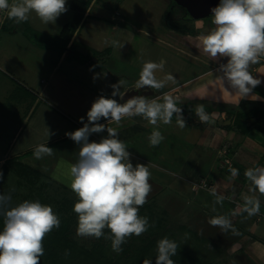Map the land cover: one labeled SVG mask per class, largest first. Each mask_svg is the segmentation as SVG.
<instances>
[{"label": "rangeland", "instance_id": "374dc122", "mask_svg": "<svg viewBox=\"0 0 264 264\" xmlns=\"http://www.w3.org/2000/svg\"><path fill=\"white\" fill-rule=\"evenodd\" d=\"M71 1L66 0L68 10L62 13L55 23L45 24L36 17L35 13H31L29 15L31 17L30 26L35 32L32 36L25 34L21 25L17 31H13L16 28L12 31L0 30L2 60V63L0 61V84L5 83L4 91H2L4 94L0 95V101L11 102L9 107L3 106L4 103L0 106V134L4 133L6 124L12 122L17 113L22 122H26L28 118H24L26 111L29 112L31 108L32 114L35 109L31 122L19 140H13L18 127L15 123V128H9L7 135L0 138V157L4 156L5 150L13 142H16V146L9 151L11 157L14 156V158H17L15 150L20 148L28 150L34 146L48 145L54 149L51 156L45 155L41 159H37L34 153L22 155L23 166L39 171L40 176H35L33 179L30 175L29 179L26 177L22 180L18 178L15 171H12L13 173H9L10 175H7L0 183V193L11 192L12 202L15 205L24 201L25 198L31 199L34 188L36 191L40 190L41 197L46 202L49 201L45 204L52 206L61 221L60 227L54 228L48 234L58 233L63 227L70 236L81 241L80 243H85L84 246L88 249L65 257L64 253L68 252V249L63 251L64 253L61 249L68 248L67 242L61 239L51 240V243L47 242L51 247V252L59 253L58 255H62V258L47 259L44 258V254L41 257V264H62L63 260L66 264H102V262L104 264H128L129 262L142 264L144 259H153V264H155L157 242L166 237L162 236V232L165 231L163 226L168 227L169 232L175 231L176 235L171 239L176 238L181 241L179 242L182 245L181 257L175 255L173 259L176 264H181V260L186 264H206L210 257L214 264H240L235 257H232L231 252L234 249L230 248L231 242L237 235L222 231L220 227L210 226L205 221H203L204 225L208 224L206 228L202 227L197 230L198 226L195 224H189V228H183L181 227L183 224L178 219L180 214L178 210L177 216L176 212H171V216H176V219L174 217H168L167 220L164 218L162 227L159 221L161 217L158 215L153 216L147 212L139 213L142 217H148L151 226L143 235L139 237L133 235L128 238L122 245L123 251L120 253L112 250L109 239L103 237L100 239L85 238L76 234L78 219L76 213L64 206L61 201L66 200V195L76 197L68 186V174L70 166L77 162L79 145L67 136L65 139L61 138L63 140L58 138L57 140L60 141H57L55 137L58 136L60 128L63 125L71 126L73 129L82 127L81 117H84V122L87 123V112L100 95L117 99L118 102L122 100L124 103L126 101L124 97L123 99L111 97L113 91L111 85L116 84L119 79L126 80L127 83L121 87L122 95L126 91L137 88L136 83L145 61L157 63L161 60L165 61L163 71L155 73L157 79H163L169 73L175 77V82L168 81L159 90L143 88L145 91H152L145 95L149 99H155L165 90L180 85L203 70L227 61L226 58L219 61L213 60L204 54L202 46H199L198 36L206 34L213 27L211 15L203 19H192L180 8L172 7L173 3L170 0H88L89 8L86 12L89 11L91 14L87 15L85 12L84 17L80 19L67 46L66 53H70V55H67V58L58 64L61 54L56 44L58 39L55 37H59L60 31L66 23H75L76 11L71 7ZM112 41H119L123 47L114 46ZM3 65H7V67L5 68ZM98 74L99 76H97ZM94 76L97 78L94 79ZM166 93L167 91H165ZM14 94L17 98L14 97ZM172 94L177 97L174 93ZM18 96L22 98V101L18 100ZM248 101L249 103L244 102V104L263 105L260 106L263 108H258L260 111L258 109L256 111L264 114L262 98L254 97ZM159 102H163V99L161 98ZM198 104L201 103L177 100V106L182 108V112L183 108L188 110L183 114L188 128L197 126L194 120L196 117L195 108ZM221 108L225 109L223 106H217L213 110L220 113ZM205 109L209 108L205 105ZM220 117L222 114L213 116V120L211 119L212 126L209 130L212 134L219 130L222 135L224 130L221 129H225L221 125L218 126L217 121ZM223 117H226V114ZM172 119L176 120L177 118L173 115ZM261 122L253 123L264 134V126ZM121 125L116 127L122 132L119 134V139L124 141L127 147L130 146L132 150H135L138 157L139 153L143 155L142 159L132 156L133 165L136 163L148 165L151 172L152 191L147 201L154 200V190L159 188L155 196L158 200L165 202V205L164 203L162 205L166 208L167 206L172 207L166 204L168 201L169 204L172 202L178 206L181 211H185V208L193 210L192 204L186 206L187 202L195 200L198 195H204L206 192L201 190L200 194L194 195L195 192L190 189L191 183L187 180H196L200 176H208L213 179L215 169L225 170L223 163L225 157L228 161L227 165H231L233 162L242 163L236 156L234 157V153H229L232 145L231 140L224 142V153L229 151L224 157V153L215 154V148L207 142L205 145L202 143L194 146L187 143L186 140L183 141L176 136L162 133L159 129L165 139L158 146L153 147L150 146L148 140L152 131L147 130L142 134L135 135V132L132 133L125 129V125ZM47 127L53 133L50 137L47 134ZM129 134L132 138L127 139L125 135ZM99 136H103V134H92L89 137L90 142H99ZM261 141L264 143L262 136ZM237 144L241 145V149L245 148V144L243 145L242 142ZM193 147L194 152H191ZM261 164H264L262 157L260 162H256L253 167ZM181 165L183 167L186 165V169L182 168L181 170ZM250 167H245L244 171ZM64 186L68 188L65 193L61 191L66 189ZM196 186L198 184H195ZM206 187L210 188L211 185L208 184ZM56 192L59 194L57 195ZM44 200L41 202L39 199L42 204ZM159 203L161 204V202ZM158 206L160 205L157 204ZM205 206L207 207L208 204ZM213 207L218 213L219 210L226 209L227 204L219 203ZM256 218L264 219L261 215H256ZM65 225L70 227L66 230ZM62 236L65 238L67 235L62 233ZM55 238L53 236L52 239ZM206 238L211 239V247L205 243L204 239ZM101 241L108 246L107 257H103L97 252L98 250H95ZM151 244H155L156 247ZM44 245L46 246V244ZM132 254L140 255L141 260H134Z\"/></svg>", "mask_w": 264, "mask_h": 264}, {"label": "clouds", "instance_id": "9594fccd", "mask_svg": "<svg viewBox=\"0 0 264 264\" xmlns=\"http://www.w3.org/2000/svg\"><path fill=\"white\" fill-rule=\"evenodd\" d=\"M66 0H0V11L17 24L26 22L31 13H35L43 23H55L57 18L67 12ZM213 27L198 36L202 51L213 60L226 58L216 70L217 79L225 82L240 100L249 97L262 81L255 78L251 66L259 64L264 58V0H220L211 9ZM117 47H123L119 41H112ZM165 61L159 63L145 61L139 79L138 89H161L166 82H175L172 74L157 79L155 73L163 71ZM97 77L94 76V79ZM127 83L121 80L111 85V97H120L121 87ZM255 94H252L253 96ZM149 99L145 95H135L120 103L117 99L98 96L87 112V123L80 118L82 127L65 135L79 145L77 162L70 166L69 184L77 200L73 211L77 214L76 234L80 237L111 240L114 252L123 251L122 245L128 238L146 233L151 226L146 216L139 215V209L147 203L152 191L151 172L148 165L132 163V153L126 143L119 139L117 128L108 127L110 122L122 126L125 118L140 116L154 126L148 140L150 146H158L165 137L158 130L160 123L171 124L176 116L177 126H187L182 108L177 106V98L170 94ZM259 99V97H258ZM195 115L200 122L208 123L211 115L205 111V105L198 104ZM104 118L107 124L99 123ZM106 131L107 136L99 142L89 140L96 133ZM48 137L53 133L47 127ZM54 149L48 145H39L34 151L37 159L51 156ZM231 177L239 176V170L229 169ZM245 178L251 182L249 191L252 196L244 198L243 212L248 217L259 215L261 201L256 195L264 196V166L245 169ZM3 179L0 173V180ZM216 197L215 203L225 199L216 187L209 189ZM215 211V207H213ZM0 215L3 216V229L0 231V264H41L45 254L43 241L54 228L60 227V218L52 206L39 200H24L13 205L11 192L0 193ZM208 223L220 227L222 231L231 229L236 232L232 221L224 215L211 217ZM109 235L105 234V229ZM178 244L164 237L157 242L155 264H176L172 259L177 255ZM70 253L65 252V257ZM142 264H153V259H144Z\"/></svg>", "mask_w": 264, "mask_h": 264}, {"label": "crops", "instance_id": "0c3cea01", "mask_svg": "<svg viewBox=\"0 0 264 264\" xmlns=\"http://www.w3.org/2000/svg\"><path fill=\"white\" fill-rule=\"evenodd\" d=\"M9 2L11 3L12 0H9ZM86 13L87 15L91 14V12L89 11ZM5 19H8L6 12L0 11V21L2 20L0 22L1 23L0 30L2 29L1 26L5 21ZM30 19L31 17L29 16L28 19L29 24H30ZM9 25L15 26L16 29H14L13 31H17V29L19 28V24H17L14 20L11 19H9L8 26ZM67 55H69V53L67 54L65 51L61 55L58 64L62 60L67 58ZM0 61L2 63L1 56H0ZM4 67L6 68L7 65ZM218 67L219 64L213 66V68H208L207 70H203L202 72L198 73L196 76L190 78L187 81L182 82L180 85H176L165 91H167V94H170L173 97L174 95L172 93H174L175 96H177L175 97L177 98V100H181V101L191 100L194 103L200 102L201 104L206 105L208 108L212 107L216 109L218 105L227 108V106H230L231 104L236 107V110L240 109L242 111L245 110L246 112H249L251 109L263 108L260 107L263 105L249 106L244 104V102L249 103L248 100H251L254 97L262 98L264 101V58L261 59L259 64L251 66L253 75L255 76V78L261 79L262 83L253 90L252 94L255 95L251 96L252 94H250L249 97L241 100L239 96H237L235 93L232 92V89L225 82H221L219 79H217L219 73L216 70L218 69ZM97 76H99V74ZM0 85H1L0 89L2 88L0 90V95H3L4 92L2 91H4L3 87L5 88V83ZM165 91L160 93L159 96L156 98H160L161 100V98H163V95L165 94ZM14 97L17 98L15 94ZM1 98H3V96H1ZM18 100L22 101V98L18 96ZM119 102L122 103V100H119ZM3 103H6L8 107L11 104L10 101ZM215 109L212 111L210 109H205V111L209 114H214L211 115L212 120H213L212 118L213 116L216 117L219 114H222V117H220L218 119L219 121H217L218 126L221 125L223 126V128H225V129H221L224 130L222 132V135L219 130L215 131L217 132L215 134L211 133V130H209L210 126H212L211 119L208 123H202L200 122L197 116L195 117L194 120V122L197 123L196 127L188 128L186 126L183 129H181L180 127L177 126L176 120L172 119L171 124L165 125L163 123H160L158 129L161 130L162 133L176 136L177 138L183 141L186 140L187 143H191L194 146L202 143L203 145H205L207 142V144L209 143L215 148L214 149L215 154L224 153V149H225V147L223 146L224 142L231 140L230 143H232V145L229 151L231 150V152L234 153V157L236 156L239 159V161H242V163L240 164L242 165L243 168L241 172H239V176L232 178L231 173L228 174L225 172L224 169L220 168L219 170L217 168L213 171V176H214L213 179H210L208 176H200L196 180H187L188 182L191 183L190 189H192V191L195 192L194 195H196V193L200 194L201 190L206 192L204 195H198L195 198V200L192 201L190 200L189 202H187L186 206L188 204H192L193 210H190V208H185V211H181L178 206H175V204H173L172 202L171 204H169L168 201H166L167 202L166 204L171 205L172 207L170 206H167V208L164 207L162 203H164L165 205V202L158 200V198L155 196L159 188H156L154 190L155 193L153 194L154 200L147 201V203H155V205L159 204L164 212L168 213L170 217H174L175 219L178 210L180 213L178 216V219H180V223H182L183 225L195 224L196 226L201 228L207 227L208 224L204 225L203 221L207 223L211 217L218 215L227 216L232 221V225L236 230L235 233H233L231 229H229L227 232L230 234L237 235L235 240L231 242L232 246L230 248L234 249L233 252H231L232 257H235L240 264H264V219L259 220L256 218V215L252 217H248L247 213L243 212L244 198L253 195V193L249 191V188L251 187V182L245 178L243 173L244 168L248 166L253 167L254 165H256V162H260L261 157L264 158V145H263L264 143L263 141H261V136L263 138L264 134L262 133V130L258 129V126L256 125L252 127V130L246 136L236 133L232 127L234 124V116L228 117V114L225 110H222L219 113L215 111ZM186 110H187L186 108H183L182 114H184V111ZM27 111L25 115L26 117H24V118L28 117L26 122H22L21 117L17 113L15 119H13L12 122H10L9 124L5 123L6 129L4 133L0 134V138L5 137L7 135V131L9 130V128H15V124H17L18 127H17V131L15 132V136L13 140L15 141L19 140L21 138V135L27 129L28 124L31 122L32 115L35 109L33 110L32 114H31V108L29 109V112ZM224 114H226V117H223ZM259 114L262 116V118H264V114L258 113V115ZM140 118L142 119V121H140L141 120ZM252 121H256V118H254ZM252 121L251 120L248 121V124L253 125ZM99 123L107 124L108 122L107 120L103 119L99 121ZM121 124L125 125L126 127L125 129L132 131V133L135 132V135L142 134L147 130L153 131L154 128V126L150 125L146 120H144L140 116L125 118L121 121ZM227 125H230L232 128L224 127ZM108 127L116 128L117 124L115 122H110L108 124ZM77 129L78 128L73 129L71 126L66 127L65 125H63L60 128V132L58 136L55 137V139L57 140L58 138L60 139L64 138L66 136L65 135L66 132H71L72 130L75 131ZM118 132L119 134L122 133L121 130H118ZM102 134L103 136L98 137L99 140L102 137L107 136L106 131L102 132ZM252 134L253 136H251ZM125 136L127 139L132 138L130 134ZM239 142H242L243 145L245 144L244 145L245 148L241 149V145L237 146L236 144ZM15 146H16V142H13L8 146L7 150H5L4 156H2L3 159H1L0 161L1 163H3L6 158L11 157V153L9 149L13 150ZM36 147L37 146H34L28 150H26L27 148H20L18 150H15V156H22L24 154H27L31 150L36 149ZM128 148H129L128 150L132 153V156H134L135 158L137 157L139 159H142L143 155L139 153L138 154L139 157H138L135 150H132L130 146H128ZM233 149H235V152L233 151ZM192 150L191 152H194V147ZM226 154L228 153L225 152L224 155ZM243 164H246L247 166ZM260 166H264V164H261ZM182 168L186 169V165L185 167L181 165L180 169L182 170ZM206 182L207 184L211 185L210 188L202 185L203 183ZM195 184H198V186L195 187ZM213 187H216L217 191L224 195L225 199L223 200L222 203L227 204L226 209H221L218 211V213H216L217 212L216 210L213 211V206L218 204L215 203L216 197L211 195L209 191V189ZM149 195H151V193ZM256 195L261 201V209L259 215H261V217H264V196H261L258 193H256ZM159 202H161V204ZM206 204H208L207 207L205 206ZM171 212H176V216H171ZM193 214L194 216H192Z\"/></svg>", "mask_w": 264, "mask_h": 264}, {"label": "trees", "instance_id": "16d2710c", "mask_svg": "<svg viewBox=\"0 0 264 264\" xmlns=\"http://www.w3.org/2000/svg\"><path fill=\"white\" fill-rule=\"evenodd\" d=\"M172 3L174 4L173 1H172ZM71 7L76 11L75 16H74L75 17V21H74L75 23H66L63 26L62 30L60 31L59 37H55L54 36L56 39H58V41H56V44L58 45V49H59V52H60L61 55L65 51H67V49H68L67 46H68V44L70 42V36L74 32V30H76L77 26L80 23V19H82L84 17L86 10L89 8V1L88 0L87 1L86 0H72L71 1ZM8 22H9V19H5V21L3 22L1 28L2 29H6V30L8 29V31L9 30H13L15 28V26H13V25H9L8 26ZM19 25H21L23 27V31H24L25 34H27L28 36L34 35V33H35L34 29L30 26L28 21L19 23ZM193 32H195V30H193ZM36 34H38V33H36ZM48 46L51 47L50 45H48ZM69 55H70V53H69ZM2 105H3V102L0 101V106H2ZM3 106L8 107L6 105V103H4ZM232 106H234V105L231 104L230 106H227V108H225V109L221 108V109L222 110H226V112L228 114V117H233L234 116V124H233L232 127H233V129H234V131L236 133H239V134H242V135L246 136L252 130V127L254 126V123H253V125H249L248 121H250V120L252 121L254 118H256V121H252V122H255V124L256 123L258 124V122L262 121L261 124L264 126V118H262V116L260 114L258 115V112L256 111V109H251L249 112H246L245 110L244 111H242L240 109L236 110V107H232ZM209 109L211 111L213 110L212 107H209ZM224 127L232 128L230 125H227V126H224ZM65 138L66 137H64L63 139H65ZM63 139H61V140H63ZM57 141H60V140H57ZM237 146H239V145L237 144ZM34 151H35V149L31 150L27 154L34 153ZM233 151L235 152V149H233ZM228 152L229 151H227V153ZM229 153H231V150H230ZM226 155H224V157ZM15 157H17V158H14V156H13V157L6 158L3 163L0 162V173H2V175H3V179L0 180V183L7 177V175H10L11 173H13L12 171L16 172V175L18 176L19 179H22V178L26 179V177L29 179L30 175H31V178H33V179H34L35 176L36 177L40 176L39 171H36L35 169H32V168L27 167V166L26 167L23 166L24 162L21 159L22 156H15ZM1 159H3V157H0V161H1ZM226 159L227 158L225 157V160L223 162L224 165H225V172L226 173L230 174V171H229L230 168H236V169L239 170V172H241L243 167H242V165L240 163H238V162L234 163L233 162L231 165H229V164L227 165L228 162L226 161ZM64 187L66 189L61 190L63 193L68 191L67 190L68 188L66 186H64ZM56 193H57V195L59 194V192H56ZM31 195L33 196L32 197L33 199L32 198L31 199L25 198V200L34 201V200L41 199V202L44 200L41 197L42 193L40 192V190L36 191L35 188H34L33 193ZM60 195H61V193H60ZM68 196L69 195H66V200H63L61 202H62V204H64V206H67V208L69 207L71 209V211H73V205L76 202L77 197H73V195H71L69 197ZM45 202H46V200H44L43 204H45ZM48 202H46V204ZM143 212H147V213H149L150 215H153V216H157L158 215L159 217H161V218H159L161 227L164 224V221H165L164 218L167 220L168 217H170V215L168 213L164 212L160 206L157 207V205H155V203H147V204L143 205V207H141L139 209V213H143ZM164 213H165V216H163ZM76 216H77V214H76ZM68 227H70V226L69 225H65L64 226V228H66V230L68 229ZM181 227L189 228L190 225H182ZM200 228L201 227H197V230H199ZM2 229H3V216L0 215V231H2ZM163 229L165 231L162 232V236L165 235L166 237L171 239V237H174L176 235L175 231L169 232L170 229L168 227H164L163 226ZM61 231H62V233H64V235H67L65 238L62 236ZM104 231H105L106 235L110 234L109 230L107 228ZM166 231L169 232V233H167ZM59 233H61V234H59ZM171 235H173V236H171ZM53 236H55L56 238L52 239ZM49 237H50V239H49ZM60 239L62 241L67 242V244H68V248L61 249L62 253H64L63 251H65L67 249H68V253H70V254H73V253H75L77 251L79 252V251L88 250L84 246L85 243H83V242L80 243L81 241L75 239V237L70 236L66 231H64V229L62 227V230L58 231V233H53V235L48 234L47 239L46 240L44 239L43 245L46 244V246L45 245L44 246L48 249V250L47 249L45 250L44 258H47V259H49V258H62V255H58L59 253L57 254L54 251L51 252V247L49 246V243H51V240L57 241V240H60ZM154 239H156V238H154ZM171 240H174L178 244L177 255L176 256L177 257H181L180 249L182 248V245L179 244V242H181V241H178L176 238L171 239ZM204 240H205V243L209 247H211V244H212L211 239L206 238ZM54 241H53V243H54ZM47 242H49V243H47ZM57 243H55V244H57ZM151 245H155V244H151ZM155 247H156V245H155ZM107 249H108L107 244L103 243L101 241V243L98 244V246L96 247L95 250H98L97 252H99L104 257L107 254V251H108ZM145 255H146V253H145ZM132 257L135 258L134 260H136V261L137 260L138 261L141 260L140 259L141 258L140 255L132 254ZM210 258H209V261L206 262V264H214V261L212 259H210ZM172 259H174V256L172 257ZM57 261H58V259H57ZM181 262H182L181 264H186L182 260H181ZM134 263L135 262H133V263L129 262L128 264H134ZM62 264H66V262H64V260H63ZM102 264H104V262H102Z\"/></svg>", "mask_w": 264, "mask_h": 264}, {"label": "water", "instance_id": "95a60500", "mask_svg": "<svg viewBox=\"0 0 264 264\" xmlns=\"http://www.w3.org/2000/svg\"><path fill=\"white\" fill-rule=\"evenodd\" d=\"M177 4L185 7L193 19H203L211 15V9L217 6L220 0H174ZM252 71V69H251ZM139 92L134 88L124 93V99L127 100ZM152 91H144L143 95H148ZM222 122V121H221Z\"/></svg>", "mask_w": 264, "mask_h": 264}, {"label": "flooded vegetation", "instance_id": "af4514ba", "mask_svg": "<svg viewBox=\"0 0 264 264\" xmlns=\"http://www.w3.org/2000/svg\"><path fill=\"white\" fill-rule=\"evenodd\" d=\"M174 2V4H173V6L172 7H177V8H180L181 9V11L182 12H186L190 17H191V15H190V13L187 11V9L185 8V7H183V6H181V5H179V4H177L174 0H170V2ZM192 18V17H191ZM145 90L144 89H139V92L138 93H136L135 95H141V94H143V92H144ZM134 95V96H135Z\"/></svg>", "mask_w": 264, "mask_h": 264}, {"label": "built area", "instance_id": "2783aa9c", "mask_svg": "<svg viewBox=\"0 0 264 264\" xmlns=\"http://www.w3.org/2000/svg\"><path fill=\"white\" fill-rule=\"evenodd\" d=\"M226 161H227V159H226ZM227 162H228V161H227ZM202 185H203V186H207L208 184H206V183H203Z\"/></svg>", "mask_w": 264, "mask_h": 264}]
</instances>
